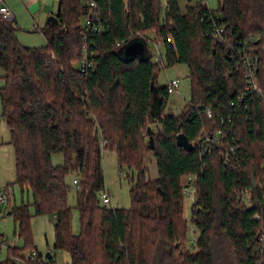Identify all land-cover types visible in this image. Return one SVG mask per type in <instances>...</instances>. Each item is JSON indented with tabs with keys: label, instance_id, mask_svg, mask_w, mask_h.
I'll list each match as a JSON object with an SVG mask.
<instances>
[{
	"label": "trees",
	"instance_id": "trees-1",
	"mask_svg": "<svg viewBox=\"0 0 264 264\" xmlns=\"http://www.w3.org/2000/svg\"><path fill=\"white\" fill-rule=\"evenodd\" d=\"M187 1L182 10L166 0L161 16L159 0H94L93 32L86 0H59L58 23L36 29L46 42L35 47L20 44L18 25L0 17V116L16 184L31 193L35 215L52 217L53 247L68 253L66 264H264V0H215V9ZM220 24L230 47L210 33ZM150 31L163 57L120 54V45ZM242 48L259 56L263 98L240 99ZM83 61L92 69L82 70ZM163 61L189 70L191 96L177 116L164 111L169 94L156 83ZM179 133L191 151L177 146ZM104 150L135 171L129 209L99 202ZM147 152L157 167L153 180ZM54 153L63 154L62 165L52 164ZM68 175L78 176L77 234ZM188 175L194 243L183 216ZM10 213L24 244L10 247L0 264H56L34 249L27 206ZM31 249L36 256L25 257Z\"/></svg>",
	"mask_w": 264,
	"mask_h": 264
},
{
	"label": "rangeland",
	"instance_id": "rangeland-1",
	"mask_svg": "<svg viewBox=\"0 0 264 264\" xmlns=\"http://www.w3.org/2000/svg\"><path fill=\"white\" fill-rule=\"evenodd\" d=\"M166 0H159L160 13L163 16ZM178 3L183 10L188 3L187 0H178ZM209 7L215 9L216 1L208 0ZM84 23V19L81 20ZM36 30V29H35ZM19 43L23 46L35 47L45 44V38L39 31L31 28H19L16 31ZM133 40H140L144 44V52L140 56L141 58L146 56L157 55V49L153 44V33L147 32L144 36H138ZM132 40V41H133ZM126 44L120 45L119 52L123 55V50ZM160 54L163 57V50L160 48ZM2 71L0 70V73ZM177 79L178 86L174 93L169 94L164 111L171 112L174 115H179L184 110L191 96V79L189 77V70L185 64H175L172 66H166L162 63L159 65V70L156 72V83L158 86H163L168 80ZM4 80L0 76V87L3 85ZM2 84V85H1ZM1 112V107H0ZM155 129L156 127L153 126ZM10 132L5 121L0 116V191L3 187L11 185L13 188L10 194V203L0 204V238L6 242V246L0 247V261L6 260L9 255V248L16 246L21 248L24 244L22 238L15 232L17 222L15 216L10 211L14 207H18L22 204L27 206L28 213L30 215L29 225L32 238V244L42 255L50 252L53 255V261L56 264H66L69 262V255L65 251L57 250L53 247L54 232H53V219L50 215H35L32 207L31 193L27 190H22L16 184V170H15V152L13 146L9 143ZM51 162L53 165H62L64 163V156L61 153H54L51 155ZM101 165L103 170L104 187L101 189L106 190L110 194V202L107 205L112 208H124L129 209L131 207V198L129 190L131 188V176H135L133 169H128L125 166H119L116 155L113 151H103L101 157ZM144 169L146 172V178L153 180L157 178V167L155 159L151 152H147L144 155ZM74 176L68 175L66 182L70 186L68 194V203L72 207V231L74 234L79 233L80 222L79 214L76 206V186L72 183ZM182 178L181 183L183 184ZM193 201L183 195V216L187 221L186 240L194 243L197 237V231L195 230L191 222V206ZM188 245V244H186ZM32 250V249H31ZM24 255H29L30 251L23 252Z\"/></svg>",
	"mask_w": 264,
	"mask_h": 264
},
{
	"label": "built area",
	"instance_id": "built-area-1",
	"mask_svg": "<svg viewBox=\"0 0 264 264\" xmlns=\"http://www.w3.org/2000/svg\"><path fill=\"white\" fill-rule=\"evenodd\" d=\"M202 3H205L207 7L209 8L208 0H201ZM86 3L88 5V12L89 17L86 20V24L91 28V30L94 32L96 31V27L92 25V20L94 16V10H95V3L94 0H86ZM0 17L5 21H11L13 19L12 13L8 6L5 4L4 0H0ZM214 19H218V16H214ZM213 38H217L220 42L229 45L227 35L225 34V28L223 25H216L213 27L212 31L210 32ZM228 43V44H227ZM155 48L157 49V55L154 56L155 60H158L161 56L159 50H160V44L156 43ZM239 63L242 71V75L244 78V88L242 91V94L240 96V99H242L243 96L246 95H252L257 94L261 98L262 96V89L259 85L258 78H257V72H258V62H259V56L257 54L251 53L249 49L242 48L239 51ZM81 69H92V63L83 61L81 63ZM166 85V91L168 94H172L175 92L177 86H178V80L177 79H171L168 80ZM206 113L210 117L211 111L210 108H206ZM206 148V146H204ZM203 147V148H204ZM227 156L224 158V162H227ZM183 184H182V192L183 195H186L189 197L193 202L195 200L194 195V187H193V181L194 178L190 175L183 177ZM72 183L77 186L78 184V176H74ZM13 188L11 185H7L6 187H3L0 191V204H6L9 201L10 194L12 193ZM248 198V194L245 196ZM99 202L102 205L107 206L110 202V194L103 190V192L99 193ZM2 245L6 246V242L0 238V247ZM37 251L32 250L29 255H25V257H34L36 256ZM18 260V259H17Z\"/></svg>",
	"mask_w": 264,
	"mask_h": 264
},
{
	"label": "crops",
	"instance_id": "crops-1",
	"mask_svg": "<svg viewBox=\"0 0 264 264\" xmlns=\"http://www.w3.org/2000/svg\"><path fill=\"white\" fill-rule=\"evenodd\" d=\"M4 2L12 13V20L19 28H31L34 31L46 24L48 16L56 15L59 4V0H4Z\"/></svg>",
	"mask_w": 264,
	"mask_h": 264
},
{
	"label": "water",
	"instance_id": "water-1",
	"mask_svg": "<svg viewBox=\"0 0 264 264\" xmlns=\"http://www.w3.org/2000/svg\"><path fill=\"white\" fill-rule=\"evenodd\" d=\"M58 23L57 17L54 15L48 16L46 19V24L56 25ZM144 52V44L140 40H133L126 43L123 56L126 58H134L140 57ZM176 144L177 146L183 148L185 151H191L193 149V145L188 141L186 136L183 133H179L176 135ZM45 258L47 260L52 259V255L50 252L45 253Z\"/></svg>",
	"mask_w": 264,
	"mask_h": 264
}]
</instances>
